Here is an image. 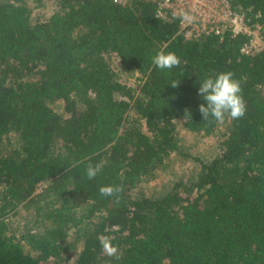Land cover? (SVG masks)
Segmentation results:
<instances>
[{"label": "trees", "instance_id": "trees-1", "mask_svg": "<svg viewBox=\"0 0 264 264\" xmlns=\"http://www.w3.org/2000/svg\"><path fill=\"white\" fill-rule=\"evenodd\" d=\"M46 1L0 0V264H264V48L243 53L247 37L230 33L185 38L143 0H52L57 10L33 20L30 4ZM229 1L264 26V0ZM158 50L180 63L157 69ZM111 53L144 77L137 94ZM224 71L246 110L226 117L218 154L163 195L133 193L179 149L175 120L216 130L197 88ZM89 164L101 166L91 179ZM22 208L33 215L14 228Z\"/></svg>", "mask_w": 264, "mask_h": 264}, {"label": "rangeland", "instance_id": "rangeland-1", "mask_svg": "<svg viewBox=\"0 0 264 264\" xmlns=\"http://www.w3.org/2000/svg\"><path fill=\"white\" fill-rule=\"evenodd\" d=\"M30 7L33 20L47 18L53 11L57 10V6L52 0L46 1L40 7H35L33 4H30ZM108 60L112 69L117 73L119 80L130 86L137 94L144 77L135 70H125L115 54L111 53ZM51 107L56 111H63L61 103L58 101L52 102ZM129 113L131 117L133 110ZM228 123L226 118L223 122L218 123L212 134L204 135L190 132L183 126L182 120H175L179 149L172 152L161 164L156 166L150 175L134 188L133 193L138 196L156 197L167 193L174 182L178 180L185 182L193 180L199 170L200 162L210 160L218 154L220 143L228 131ZM4 142V148L14 144V136L9 135ZM45 186V182L40 183L37 191H41ZM27 214L33 215V212L31 210L25 211L23 208L19 209L18 214L12 218L13 227L20 226L23 217ZM25 248L28 249L27 245H25Z\"/></svg>", "mask_w": 264, "mask_h": 264}, {"label": "built area", "instance_id": "built-area-1", "mask_svg": "<svg viewBox=\"0 0 264 264\" xmlns=\"http://www.w3.org/2000/svg\"><path fill=\"white\" fill-rule=\"evenodd\" d=\"M128 5L136 0H111ZM154 4L155 16L176 20L177 33L185 38L204 35H245L241 51L246 54L264 48V26L251 22L244 12L234 9L229 0H143Z\"/></svg>", "mask_w": 264, "mask_h": 264}, {"label": "clouds", "instance_id": "clouds-1", "mask_svg": "<svg viewBox=\"0 0 264 264\" xmlns=\"http://www.w3.org/2000/svg\"><path fill=\"white\" fill-rule=\"evenodd\" d=\"M151 62L157 69L165 70L177 66L180 60L173 52L158 50L153 54ZM170 83L172 86L177 84L175 82ZM241 92V83L231 71L204 76L198 82L197 95L202 101L198 105V110L204 120L209 117L217 122H223L226 117L238 119L244 115L246 110ZM100 170L101 166L99 164H89L86 168V175L91 179ZM119 191V187L114 186H101L99 188V192L106 196H113ZM101 243L109 255L117 252L116 247L109 246L106 237L101 238Z\"/></svg>", "mask_w": 264, "mask_h": 264}]
</instances>
